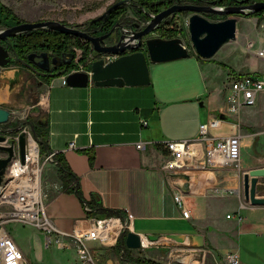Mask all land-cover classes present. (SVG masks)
<instances>
[{
  "label": "crops",
  "instance_id": "0c3cea01",
  "mask_svg": "<svg viewBox=\"0 0 264 264\" xmlns=\"http://www.w3.org/2000/svg\"><path fill=\"white\" fill-rule=\"evenodd\" d=\"M243 19L250 24L249 43L253 47L249 51L258 57V50L264 46V19ZM216 55L205 59L192 53L191 57L167 64L151 63L149 85H97L92 81L85 87L70 86L63 82L62 75L35 85L34 81L24 82L20 67L3 69L0 103L16 113L25 110L34 124L43 127L48 150L63 154L88 201L64 190L60 167L52 163L46 174L51 189L47 211L58 226L71 230L82 221L102 217L105 210H115L133 216L138 233L157 234L142 228L148 226L165 229L160 236L182 234L184 240L170 238L164 248H186L192 252L188 257L191 264H227L224 257L229 251L239 252L241 264H264V205L246 201L243 191L244 173L264 167V157L259 156L264 147L259 145L256 152H249L257 134L242 126L245 108L238 113L230 110L226 84L219 77L225 66ZM228 56L223 51L220 58ZM255 65L238 67L249 74L264 73V64ZM216 118L222 120V125L212 128V134L238 132L242 136L240 166L203 168L198 161L181 171L167 169L171 155L163 142L194 138L203 123ZM142 119L148 120L147 126ZM72 141L75 148H70ZM141 141L145 147L139 148ZM91 153L95 154L93 162ZM56 171L59 180L55 179ZM178 173L190 174V179ZM239 187L241 196L225 192ZM177 192L187 196L189 218L183 217L175 202ZM257 193L264 196V177L259 180ZM233 198L238 200L234 203L237 213L227 211L226 221L222 211L226 203L233 204ZM86 204L91 210H86ZM39 235L46 240V233L40 231ZM17 243L27 255L23 244L19 240ZM91 245L100 247L95 242ZM116 246L97 255L103 264H118Z\"/></svg>",
  "mask_w": 264,
  "mask_h": 264
},
{
  "label": "built area",
  "instance_id": "2783aa9c",
  "mask_svg": "<svg viewBox=\"0 0 264 264\" xmlns=\"http://www.w3.org/2000/svg\"><path fill=\"white\" fill-rule=\"evenodd\" d=\"M125 25L127 30H131L129 25ZM91 48V52L86 55L85 47L73 45L76 67L62 75L64 83H67L66 77L72 72L85 70L92 76V63L98 57L94 54L92 45ZM258 54L264 58V46L258 50ZM103 57L106 61L114 58L106 55ZM262 92H264V73L246 74L236 78L231 82L227 93L230 110L238 113L243 107L256 105ZM14 114H16L15 111L12 116ZM15 123H17L16 128L8 127L6 123L0 124V135L6 136L0 144L15 147V155L9 162L4 181L0 184V264H27L25 253L6 228V223L10 222L38 227L47 235V246L57 244L60 247H66L70 243H75L80 264H103L97 255L102 256L104 250L115 247L121 239H126L128 232L136 231L134 217L122 214L97 217L90 222L82 221L71 230L58 226L47 211L49 195L43 179L46 163H57L55 160L57 151L45 152V158H43L41 138L36 133L34 124L26 120ZM142 123L147 126L149 122L142 119ZM221 125L222 120L216 118L203 123L199 134L194 138L164 141L163 144L171 155L165 167L173 171H181L192 167L198 161L203 168L230 164L240 166L242 136L238 132L226 135L211 133L212 128H219ZM17 130L27 135L24 158L21 153V135L16 133ZM75 147L76 143L72 141L70 148ZM138 147H145V143L139 142ZM8 155V151L0 150V157ZM215 191L221 190L216 188ZM225 192L239 196L243 193L240 187L228 189ZM174 199L182 210L183 217L189 218L191 209L186 194L177 192ZM86 210H91L88 204H86ZM239 218L241 219L242 216L240 215ZM139 234L141 236L139 249L142 250L156 248L162 251L170 240L167 236L152 240L147 234ZM93 242L100 247H93L91 245ZM166 251L169 258L166 264H191L188 257L192 255V252L186 248L172 247ZM121 259H125L124 251L118 256V264H121ZM224 259L227 264H241L238 251L227 252Z\"/></svg>",
  "mask_w": 264,
  "mask_h": 264
},
{
  "label": "water",
  "instance_id": "95a60500",
  "mask_svg": "<svg viewBox=\"0 0 264 264\" xmlns=\"http://www.w3.org/2000/svg\"><path fill=\"white\" fill-rule=\"evenodd\" d=\"M128 1L119 0L115 2L103 14L91 19L90 24H94L102 18H108L112 10L126 4ZM235 1L244 2L247 0ZM217 2V0H214L208 4H193L178 1L163 8L159 13L150 14L151 18L144 23L145 27L138 31L127 30L125 28L126 25L120 21L103 35L92 34L83 25H70L57 20L25 21L11 27L2 28L0 29V41L5 43H0V75L3 68L9 67L14 62H22L24 65L31 67L38 75H48L46 70L50 68V52L42 51L28 54V59L34 62L39 69L12 50V37L36 29H45L59 31L89 41L93 47L94 54L98 57L92 63V76L85 70L72 72L67 75L66 81L70 86L85 87L92 81L97 85H149L152 82L151 63L188 58L191 57L193 52L205 59H211L226 43L237 40L239 34L238 24L242 16L264 10V0H256L249 4L224 6H218ZM181 12L191 13L188 21L189 44L179 36L173 38L149 36L150 33L167 24L168 18ZM211 13L221 17L211 19L207 15ZM136 25L139 27L140 23L137 22ZM117 28H120L121 35L115 36V42L108 43L106 39ZM67 55L69 53L63 52L60 58L64 59ZM103 55L114 58L106 61ZM73 59L64 61L65 63H71ZM56 74L63 75L64 71L51 74L50 76L55 77ZM12 114L13 110L11 108L0 103V124L9 123ZM5 139L6 136L0 135V142ZM25 146L26 137L22 134L21 153L23 158L25 157ZM0 150L9 152L7 157H0L1 184L4 181L9 162L15 155V147L0 144ZM176 175L187 180L190 179V174L187 173H178ZM261 177H264V167L253 168L246 171L243 175L244 196L246 201L253 205H264V196H260L257 193ZM149 237L152 240H158L160 235L151 234ZM167 237L178 241L185 239L179 233H170ZM125 244L130 249H139L141 247L140 234L136 231L128 232Z\"/></svg>",
  "mask_w": 264,
  "mask_h": 264
},
{
  "label": "rangeland",
  "instance_id": "374dc122",
  "mask_svg": "<svg viewBox=\"0 0 264 264\" xmlns=\"http://www.w3.org/2000/svg\"><path fill=\"white\" fill-rule=\"evenodd\" d=\"M8 6H10L23 20L25 21H46V20H57L65 22L70 25H83L85 28L88 22L103 14L112 4L119 0H2ZM131 2L129 0L127 4ZM191 13L181 12L175 15L174 26L182 30L181 35L186 43L190 42V35L188 32V21ZM128 19H136L137 14L132 10L130 5L128 12L125 15ZM211 17L219 18L220 15L212 14ZM248 19H243L239 21V34L235 41L226 43L217 53V59L225 61L229 67H223V72L219 76L221 81H225V88L228 93L231 82L236 78L243 75L249 74L240 70V64L247 66L250 64V68L253 66L254 62H260V66L264 64V58L257 57L254 52H250L249 48L253 47V44L249 43V22ZM263 22V21H262ZM259 23V31L263 30L261 23ZM248 25V26H247ZM263 26V25H262ZM2 29V28H0ZM162 33L158 31L150 33V37H160ZM245 48V51L241 49ZM223 51H227L230 56L226 58H220ZM250 57V59H249ZM249 59V62H248ZM218 62V61H217ZM169 62H163L162 64H167ZM237 67V68H236ZM7 69V68H3ZM151 69V65H150ZM4 71V70H2ZM8 71V70H6ZM239 71V72H238ZM261 73V72H260ZM230 75H232L230 77ZM14 85V82L12 83ZM37 89V88H36ZM230 105V104H229ZM246 109L245 117L242 119V126L244 129L249 130V132L256 133V138L253 140V147H249V152H256L258 150L256 147H264V92L259 95L258 101L254 106L243 107ZM28 121L33 124L32 118L29 114L25 113V110L20 111L12 116L10 124L14 125L13 122ZM37 132L40 130V126L36 123ZM18 135L24 134L27 142V135L21 131L17 130ZM44 149V148H43ZM264 149V148H263ZM45 150H42L43 158H45ZM260 157H264V151L259 154ZM243 157V155H242ZM54 162H48L45 165L43 172L44 185L46 186V191L48 195L50 194V187L47 179V169ZM55 179L59 180V173L56 171ZM46 183V184H45ZM233 204L226 203L224 210V219H226L227 211L231 215H235L237 207H234L237 198H233ZM239 204V203H238ZM240 206V205H238ZM239 210L245 213L243 209ZM6 228L9 230L15 241L19 240L24 246L27 252V264H80V258L78 256L77 248L75 243H70L66 247H60L57 244L50 246L46 245V240L39 235L42 231L38 227L29 224H21L19 222L6 223ZM140 228V227H139ZM145 230H155L157 234H163L166 232L165 229H158L155 227L142 226ZM16 241V242H17ZM19 245V244H18ZM127 246V245H126ZM128 252H131V258H142V260H153L156 264H166L168 258L167 249L164 248L162 251L154 248H149L147 250L142 249H130L127 246ZM118 256L122 254L117 252ZM118 258V257H117ZM121 264H131L130 260L121 259Z\"/></svg>",
  "mask_w": 264,
  "mask_h": 264
},
{
  "label": "trees",
  "instance_id": "16d2710c",
  "mask_svg": "<svg viewBox=\"0 0 264 264\" xmlns=\"http://www.w3.org/2000/svg\"><path fill=\"white\" fill-rule=\"evenodd\" d=\"M174 0H132L128 4H124L120 7L115 8L111 11L108 18H102L98 22L94 24L88 25L92 28H98L100 31H110L113 26L120 21V19L126 15L131 5L132 10L137 14V16H141L144 18L145 22H147L151 16L150 14L159 13L163 8L172 5ZM246 16H254L258 17L260 20L264 19V10L259 12H253ZM25 22L10 6L0 0V28L11 27L17 25L19 23ZM162 32V37L165 38H173L181 35L180 32L184 29L175 28H163L162 26L158 28ZM1 42V41H0ZM12 50L21 57H26L27 54L31 52L37 51H48L53 53H63L67 50L71 49L73 45L78 44L85 47L86 55H88L92 48L91 43L82 38L64 34L59 31L53 30H45V29H36L29 32H24L15 37H12ZM189 44V42H188ZM221 65L225 67H229V65L223 61L219 62ZM65 73V72H64ZM61 76V74H56L55 77ZM44 80H52V76L44 77ZM15 126L17 123L13 122ZM34 124V123H33ZM40 126V125H39ZM35 131L37 130L36 124H34ZM36 133L41 138V148L45 150V152L52 151L48 150V143L46 140V134L43 133V127L40 126V130ZM44 148V149H43ZM90 159L93 162L95 159V154H90ZM55 160L60 167V172L62 174V179L64 180V190L66 192H74L78 195V197L84 201L88 202L84 196V193L81 189L78 178L75 173L71 169L70 165L66 161L65 157L61 152H57L55 156ZM114 214H121L120 211L115 210H105L103 216H110ZM102 216V217H103ZM119 248V252L124 251V258L126 260H130L131 264H156L153 260H142V258H131V252H128L127 246L125 244V238L121 239L116 246Z\"/></svg>",
  "mask_w": 264,
  "mask_h": 264
},
{
  "label": "flooded vegetation",
  "instance_id": "af4514ba",
  "mask_svg": "<svg viewBox=\"0 0 264 264\" xmlns=\"http://www.w3.org/2000/svg\"><path fill=\"white\" fill-rule=\"evenodd\" d=\"M132 1V0H131ZM178 1H181L182 3H193V4H208V3H211L212 1L214 0H174L173 3H176ZM217 5L218 6H224V5H240V4H249V3H252L256 0H247V1H244V2H237L235 0H217ZM172 3V4H173ZM177 15V14H176ZM208 16H211V14H207ZM175 15L174 16H171L170 18H168L167 20V24L163 25L162 27L164 28H175V26L173 25L174 24V19H175ZM120 22L122 24H127L129 25L130 29L132 31H138L140 29H143L145 27L144 23H145V20L143 17L141 16H136V19H128L126 16H123L121 19H120ZM140 23V26L138 27L136 25V23ZM86 30H88L89 32H91L92 34H95V35H103L109 31H105V30H99L98 28H92L90 27L88 24L86 25L85 27ZM155 31H158L159 33H162L160 30L156 29ZM153 31V32H155ZM117 35H121V30L120 28H117L113 31V33L111 34V36H109L106 41L108 43H113L116 41V37ZM0 43H5L3 41H1ZM73 48V47H72ZM69 49L67 50L66 52L69 53V55L65 56L64 59H61L60 56L62 55V53H53V52H50V68L46 71H48V75L47 76H41V75H38L37 73L34 72V70L27 66V65H24L22 62H14L12 63L9 67H12V66H17V67H20L23 71V78H24V82H32L34 81L35 82V85L38 84L41 80H44V77H49L51 74H55V73H58V72H61V71H64V72H68L70 71L71 69H73V67H76V62H75V59H73V61L71 63H65L64 60H70L72 58H75L74 57V51L73 49ZM37 52H42V51H37ZM26 61H28L29 63H31L32 65H34L35 67L39 68L34 62L30 61L28 59V54L26 57H23ZM7 67V68H9ZM40 69V68H39ZM3 70V69H2ZM1 70V71H2ZM12 118V117H11ZM8 127H12V128H16L15 125H9V123H6Z\"/></svg>",
  "mask_w": 264,
  "mask_h": 264
}]
</instances>
